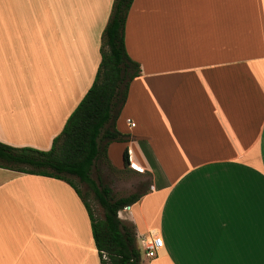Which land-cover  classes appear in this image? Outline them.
<instances>
[{"label": "crops", "instance_id": "1", "mask_svg": "<svg viewBox=\"0 0 264 264\" xmlns=\"http://www.w3.org/2000/svg\"><path fill=\"white\" fill-rule=\"evenodd\" d=\"M112 1L0 0L1 142L51 147L94 80ZM124 45L140 65L115 121L128 139L102 162L148 179L118 211L140 264H264V0H132ZM0 264H101L70 184L0 167Z\"/></svg>", "mask_w": 264, "mask_h": 264}, {"label": "trees", "instance_id": "2", "mask_svg": "<svg viewBox=\"0 0 264 264\" xmlns=\"http://www.w3.org/2000/svg\"><path fill=\"white\" fill-rule=\"evenodd\" d=\"M131 2L112 1L101 34L100 61L94 80L53 138L51 147L40 150L0 141V167L62 179L74 188L88 212L101 264H140L141 250L135 231L122 223L118 211L139 200L149 189V183L143 181L133 192L116 196L109 183L92 177L99 163L108 161V145L128 139L116 128L115 121L131 80L140 74L139 63L128 56L124 45V24ZM123 159L128 167L127 149ZM88 195L101 208V217L94 215Z\"/></svg>", "mask_w": 264, "mask_h": 264}, {"label": "rangeland", "instance_id": "3", "mask_svg": "<svg viewBox=\"0 0 264 264\" xmlns=\"http://www.w3.org/2000/svg\"><path fill=\"white\" fill-rule=\"evenodd\" d=\"M92 177L95 179L98 178L105 183H109L116 196H124L131 193L140 185L141 180H148L146 177L141 179L135 178V176L128 169H112L105 162L99 163L98 167L92 171ZM77 185L85 191V187L82 184L77 183ZM88 201L94 215L96 217H101L102 210L90 195H88ZM124 214V211L119 210V216L123 217ZM141 259H145L144 255ZM144 261L145 260H143V263Z\"/></svg>", "mask_w": 264, "mask_h": 264}, {"label": "built area", "instance_id": "4", "mask_svg": "<svg viewBox=\"0 0 264 264\" xmlns=\"http://www.w3.org/2000/svg\"><path fill=\"white\" fill-rule=\"evenodd\" d=\"M127 122L130 125H134V123L131 120H127ZM141 171V170H140ZM127 207L125 206L123 209H126ZM140 245L147 257H154L157 255L159 250L162 248V239L159 235L156 233L154 234H149L147 236H144L140 239Z\"/></svg>", "mask_w": 264, "mask_h": 264}, {"label": "water", "instance_id": "5", "mask_svg": "<svg viewBox=\"0 0 264 264\" xmlns=\"http://www.w3.org/2000/svg\"><path fill=\"white\" fill-rule=\"evenodd\" d=\"M126 207H128V206H126Z\"/></svg>", "mask_w": 264, "mask_h": 264}, {"label": "bare ground", "instance_id": "6", "mask_svg": "<svg viewBox=\"0 0 264 264\" xmlns=\"http://www.w3.org/2000/svg\"><path fill=\"white\" fill-rule=\"evenodd\" d=\"M139 169V168H138Z\"/></svg>", "mask_w": 264, "mask_h": 264}]
</instances>
